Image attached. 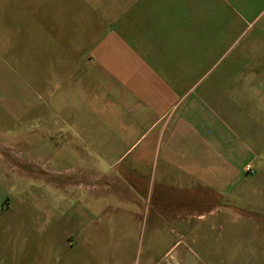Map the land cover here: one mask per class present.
Returning <instances> with one entry per match:
<instances>
[{"label": "crops", "instance_id": "obj_1", "mask_svg": "<svg viewBox=\"0 0 264 264\" xmlns=\"http://www.w3.org/2000/svg\"><path fill=\"white\" fill-rule=\"evenodd\" d=\"M73 1L1 14L2 43L31 32L0 52V116L29 108L65 167L40 169L57 201L0 186V264H264V0Z\"/></svg>", "mask_w": 264, "mask_h": 264}, {"label": "rangeland", "instance_id": "obj_2", "mask_svg": "<svg viewBox=\"0 0 264 264\" xmlns=\"http://www.w3.org/2000/svg\"><path fill=\"white\" fill-rule=\"evenodd\" d=\"M49 3L53 6L54 4H62L64 14L69 13L75 17L81 16L83 19L89 15V12L86 11V6L83 2L77 3L73 0H38L39 6L45 5L46 7ZM33 6H35V4L32 0H5V4L2 0H0V52H3L4 55H7L11 49L17 46V44H19L17 47L22 48V52L25 50L28 51L27 49H29L31 26L27 28L23 26L17 34L16 32H13L12 36L8 37L7 44H4L2 43V31H4L3 25L6 21L4 22V18H2L1 14L6 8L9 10V12H7L8 16H14V13H10L14 10L15 13L21 16L23 23L30 21L31 24L32 13L33 17L36 18V10L33 9ZM54 8L57 11V7L54 6ZM59 13L61 14V11H59ZM57 15L58 12H56L55 17L51 19V17L49 18L47 14L44 24V22L40 21L43 20V18H41L42 11L40 10V13H38V19L44 27H47V29L50 28V24H52L55 37H59L61 40L66 41L63 26L59 25ZM93 28H95L94 25H92V29ZM95 33H97L96 30H88V40L93 39L95 37ZM43 53L45 54L46 51L41 49L40 54ZM4 60L8 61L9 67L12 66V61H10V59L4 58ZM23 69V80L29 82V74L31 70H25V68ZM25 71H27L28 75ZM11 74L12 75L9 76V79L15 81L19 79L18 73L17 75L13 73ZM41 108L45 111V107ZM2 112L3 110L0 109V114ZM24 112L25 114L23 116V120L25 122L22 124H15L16 111L15 114L9 115L8 117L4 116L3 118L0 116V186L7 194L6 205L10 200L18 199L22 200L20 202H23L21 205L23 208H25L27 201L30 202V200H33L31 198L37 197L40 202L43 201L47 193L50 197L53 196L55 201H57V199H62V189H50L46 187V185L40 183V181L45 180L47 176V174L41 172V170L48 167L52 168L55 170V173L50 174V176L54 177L56 181L61 182L63 179V167H65L62 162L63 151L61 141L58 139L50 140L51 142L49 140L47 141L46 136L50 134L48 126L42 122L37 123V125H33L30 119L29 108L24 110ZM52 145L53 147H51ZM78 193L79 192L75 194L76 197L79 195ZM60 209L61 206H59V203H56L54 208L56 215L62 214L61 212L63 211ZM250 212H254V210L250 208ZM258 214L260 215L261 213ZM259 215L256 214V216ZM247 219L248 222H251L250 227H248L251 232L253 230L260 231L264 246V221L260 224V221L254 220L256 219L255 217H247ZM232 220L237 224L244 222V219L239 218V216ZM106 223V225L111 224L109 221ZM108 240L109 238L107 237H101L102 244H106ZM220 240L223 241L222 238H220Z\"/></svg>", "mask_w": 264, "mask_h": 264}, {"label": "built area", "instance_id": "obj_3", "mask_svg": "<svg viewBox=\"0 0 264 264\" xmlns=\"http://www.w3.org/2000/svg\"><path fill=\"white\" fill-rule=\"evenodd\" d=\"M248 169L250 170V172L252 171L251 167H248Z\"/></svg>", "mask_w": 264, "mask_h": 264}]
</instances>
